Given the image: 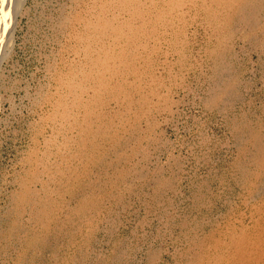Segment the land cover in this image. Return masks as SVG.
Wrapping results in <instances>:
<instances>
[{"label": "rangeland", "instance_id": "1", "mask_svg": "<svg viewBox=\"0 0 264 264\" xmlns=\"http://www.w3.org/2000/svg\"><path fill=\"white\" fill-rule=\"evenodd\" d=\"M103 2L0 0V264H208L211 260L205 254L224 253L233 234L246 231L254 236L260 226L264 229V183L252 192L239 183L237 162L243 160V144L244 148L251 147L240 141L231 126L241 120L264 123V40L256 45L243 39L240 32L235 36L226 73L237 76L236 89L218 108L206 105L222 82L209 57L216 38L202 17L188 11L183 37L186 53L181 45L173 50L167 37L160 38V44L150 53L141 52V56H151L141 82L142 88L149 91L146 108L158 105L157 110L142 114L137 97L135 108L126 110V102L104 92L118 83H129L130 90L132 84L140 83L116 57L111 70L103 71V83L93 81L87 41H82L80 35L84 34V20L95 19L96 8ZM126 17L127 13L119 14V21ZM121 49L116 46L113 51L117 54ZM181 52L187 55L185 63L179 61ZM140 65L137 62V68ZM115 69L118 72L114 73ZM86 71L89 79L84 78ZM94 97L102 98L97 101L104 105L97 111L113 122V130L126 144V158L120 166L132 175L126 186L110 189V193L122 196L120 203L113 197H97L101 209L91 219L83 217L93 236L85 251V262L74 260L79 253L74 244L83 237L80 229L70 237L60 234L56 239L51 226L32 223L25 207L20 216L25 229L50 236L51 247L31 254L22 243L24 233L9 239L4 235L8 223L14 220L13 196L19 193L20 181L24 180L38 193L47 191L50 198L61 199L57 195L58 181L52 174L57 170L70 173L68 165L81 163V159L70 155L76 154L74 141L79 140V127L86 113L81 102L87 104ZM66 109L76 119L72 128L64 118L68 115ZM116 113L127 117H116ZM137 114L141 116L138 123L127 121L137 119ZM100 144L106 162L95 167L94 178H114L111 164L116 162L115 147L109 140ZM64 195L71 207L76 204L69 193ZM217 241L219 245H215ZM30 258L33 261H28ZM229 261L227 257L221 264Z\"/></svg>", "mask_w": 264, "mask_h": 264}, {"label": "bare ground", "instance_id": "2", "mask_svg": "<svg viewBox=\"0 0 264 264\" xmlns=\"http://www.w3.org/2000/svg\"><path fill=\"white\" fill-rule=\"evenodd\" d=\"M96 9V18H88L86 21L84 20V34L80 35V39L82 41H87V57L89 58L88 64L91 71L94 70V73L92 72L94 74L92 75L93 81H100L103 83L102 73L103 71L111 70L110 66L112 60L116 57L121 66L132 71L135 76H137L140 83L135 86L132 84V90H130L129 83L127 85V83L122 82L115 85V87H106L104 92L113 99H117L119 101L121 99L123 102H126V110L135 108V97H137L136 105L140 108L142 114H144L146 110H157L158 105H154L152 108L150 106L146 108L149 91L142 88L141 82L147 75L146 70H144V66L150 62L151 56L150 54L141 56V52L150 53L156 47H158V44H160V38L166 37L169 38L170 46L173 50H176V48L181 45L180 49L184 50L185 52L186 47L183 37L186 33V13L188 11L192 10L196 13L195 15L202 17L201 19L211 30L212 36H215L216 38L214 40L215 42L212 41L213 44H211V48L209 49V57L212 60L214 73L221 77L222 82L220 85L217 84L218 86L214 88L210 97L206 101V105L209 104L212 107H217L221 101L225 100L226 97L229 96V93L234 92L236 89L237 76L231 74L227 75L226 73L229 59L232 56V41L235 36L240 32L239 35H241L243 39L251 40L256 45H262V41L264 40V0H105V2L101 3ZM121 13H127L128 18L126 17V20L119 21V14ZM108 40H111V42L108 43ZM119 41L122 43H118ZM116 46L122 47V49L117 54L113 51L114 47ZM138 52L140 53L138 54ZM186 56V54L182 53L180 55L179 61H181V63H185ZM137 62L141 64L139 68H137ZM116 71L118 72L117 69H115V71L113 70L114 73ZM87 73L88 72L86 71L83 75L84 78L87 77V79H89L90 74ZM59 75L61 78V74ZM65 88L67 89V87ZM153 92L151 93L153 94ZM100 99L102 98L94 97L88 101L87 104L81 102V106L85 105L86 113L84 115V122L81 123L79 127V140L74 141V143L78 146L76 154L70 155V157L73 156L81 159V163L79 162L80 164L76 163L73 165H68V170L70 173L60 172L57 170V172L54 171L52 174V176H55L54 178H56L58 181L57 195L61 196V199L59 198L57 201L53 198H50V194H48L49 192L47 191H45V194L38 193L37 191L33 190L24 180L20 181L19 193L13 196L14 208L12 210V215L14 216V220H11V222L8 223V228L6 230V234L4 235L7 239H9L10 237H14L16 233H24L22 243L24 244V247H26V249L31 252V254L37 249L44 250L48 249V247H51L49 246L50 236L49 238L46 236L47 234L43 236L37 233V230H30L29 227L28 230L25 229L26 226H23L21 222L22 220L20 218L25 207H27V209L30 211L32 223L39 224L40 226H51L52 230L50 231H53V237L56 239L60 234L62 236L65 235L70 237L74 231L76 232L78 229H80L81 232H83V237L79 244H74L78 247L77 250H79V253L74 256V260L85 262L86 257H88L85 251H87L89 248L91 240L93 242V236L92 232H90L91 234L88 233L86 225L83 223V217L91 219L94 214L101 209V199L99 200L97 197H113L119 203L122 199V196H119V194L110 193V189H117V187L126 186V184H128L129 177L132 175L131 172H128L125 168L120 166L122 160L126 158L124 154L126 144L118 138L116 132L114 131L115 129L113 130V122L107 119L106 115L104 116L99 110L97 111L96 108H99L98 106L102 107L104 105L102 101H97ZM66 111L68 115H65L64 118H67V121L68 123H71L70 127L72 128L77 124L73 122L76 121V119L73 118V115L69 109H66ZM115 116L124 119L127 117L117 113ZM138 118H141L139 114H137V119L129 118L127 121L130 122L133 120L134 122L138 123V121H140ZM235 122L231 125L234 128L233 131L237 134V136H239L241 142H247L251 147L250 149L244 148L245 144H243L244 146L242 148L241 158L246 160L247 163L250 162V164L253 165V167L250 168L243 160L237 162L239 183H241L245 189H249L250 192L256 191L260 186V182L264 183V123L253 122L254 124H252L250 121L246 120H241L240 122L236 123ZM76 136L78 137V135ZM103 140H109L115 147L114 153H112L115 154L116 162L111 164V168H113L115 171L114 178L104 177L103 175V177L98 176L97 178H94L93 173H95V167L98 165L101 166V163L104 160V156H102L101 152L99 151V147H101L100 143ZM119 147H122L123 149L119 150ZM50 169L54 168L49 167L48 170ZM69 174L71 175L68 176ZM36 185L38 186V184ZM164 189L162 188L163 191ZM65 193H69L71 199L74 200V202L76 200V204H74V206L71 207V203L65 202ZM58 211L60 212L59 214L64 213V217H59V215L56 214ZM84 228H86L85 232ZM1 236H3V234ZM208 236L206 237L208 238ZM212 237L213 236H210L209 239L214 240ZM219 242L220 241H217L215 245H219ZM200 245H203V242H201L199 246ZM24 257H22V259ZM205 257L211 260L208 264H221L223 263L222 261L227 257L228 261L230 260L228 264H264V229H262L260 226L259 232L255 233L254 236H248L246 231L241 232L240 234H233L231 236L230 242L226 246V251L224 253L216 254L215 252L212 253L210 251L205 254ZM152 258L154 257L152 256ZM30 259L31 260L28 261H33L32 258ZM21 262L24 264V261ZM100 263H104V259Z\"/></svg>", "mask_w": 264, "mask_h": 264}]
</instances>
